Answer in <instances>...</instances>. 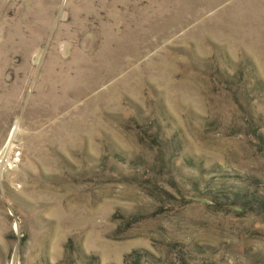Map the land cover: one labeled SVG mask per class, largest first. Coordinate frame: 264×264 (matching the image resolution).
<instances>
[{"label": "rangeland", "instance_id": "1", "mask_svg": "<svg viewBox=\"0 0 264 264\" xmlns=\"http://www.w3.org/2000/svg\"><path fill=\"white\" fill-rule=\"evenodd\" d=\"M0 264H264V0H0Z\"/></svg>", "mask_w": 264, "mask_h": 264}]
</instances>
